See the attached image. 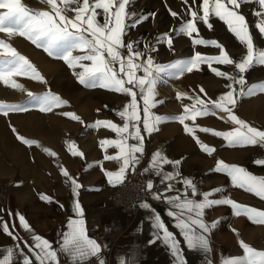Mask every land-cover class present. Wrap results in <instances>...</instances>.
Here are the masks:
<instances>
[{
	"label": "snow or ice",
	"instance_id": "snow-or-ice-1",
	"mask_svg": "<svg viewBox=\"0 0 264 264\" xmlns=\"http://www.w3.org/2000/svg\"><path fill=\"white\" fill-rule=\"evenodd\" d=\"M49 10H32L26 7L22 0H0V33H6L9 37L20 36L30 41L37 48L43 49L50 57L62 59L70 69L77 67L82 71L73 75L78 82L87 88H103L126 95L129 100L116 114L123 121L122 125L108 121L97 120L90 127L103 126L116 134L115 139H102L99 141L102 150L107 147L117 149L114 155H105L104 160L115 161L119 164L115 172L101 168L110 184L122 183L126 172L135 169L141 163V156L144 154V135L142 132L151 135L159 130V125L169 121H178L183 125L184 132L192 135V138L199 145L201 150L211 155L214 147L201 143L195 136L197 127H189L185 121H195L197 117L226 114V120L235 125L232 130L221 132L207 127H198L200 132L210 133L216 137H222L230 146H260L264 147V130L252 126L250 123L239 118L233 111L240 96H253L257 92L264 93V81L254 83L247 87L245 73L256 66H264V49L254 45L250 26L245 15L240 11L245 4L254 3L259 6V11L253 10L252 14L260 19L254 25L259 34L264 37V0H201L198 10L192 7L187 9L188 18L184 19L178 28L171 29V32L185 35L191 38L194 46L214 47L219 49L218 55L206 56L195 52L190 58L180 59L169 64L155 63L151 55L137 50L139 42L125 41L128 29L136 28L154 13L144 15L130 11L129 8L134 0H40ZM188 0H184L187 3ZM197 0H192L195 5ZM76 5L75 7H71ZM101 10V11H98ZM170 11L174 18L178 16L175 11ZM73 13L69 15L68 13ZM103 17L102 22L98 19ZM216 17L222 21L228 31L242 44L246 50L245 54L236 60L231 58L227 50L216 40H205L193 37L199 35L198 22H202L207 28L212 29L210 17ZM130 21V22H129ZM156 43H165L171 49L173 45L172 36L168 33L160 34ZM149 52H155L154 46L147 45ZM74 51L83 54L73 55ZM146 57V58H145ZM89 61L90 64H84ZM233 66L237 75H229L212 67V64ZM208 64L210 71L217 77H222L230 83L226 85L229 89L219 95L216 100H205L199 95L189 97L187 93L178 92L176 98H188L192 103L183 106V112L179 115L165 117L155 114L152 109L158 103L157 84L164 75L182 76L184 73H191L198 70L199 65ZM143 73L138 75V73ZM12 76H24L41 83H46L44 77L38 72L28 58L20 54L14 47L3 40H0V81L14 89L24 90L19 83L11 81ZM240 85L237 92L233 85ZM200 92H204L200 88ZM206 95V93H205ZM32 101L39 105L41 112H50L53 108L60 107L67 103L58 95L50 91L42 95H34L28 92ZM142 102V105H141ZM21 105L0 103V113L7 115L9 112L25 111ZM142 112V116H141ZM73 120L80 121L81 118L72 113H62ZM225 119V116H220ZM82 122V121H81ZM83 123V122H82ZM142 125V128L141 126ZM16 132L15 128L12 129ZM25 145L36 144L35 140L25 139L17 134L16 137ZM136 141V143H129ZM68 150L75 156L83 157V153L77 151L72 143H68ZM44 151L55 156V153L48 149ZM139 154V155H138ZM254 163L264 166V159H256ZM181 164L180 160L168 159L160 150H156L150 157L145 172L154 173L165 183V192L171 191L173 185L167 183L180 176L176 169ZM171 165L172 172H164L163 166ZM216 172L226 174L234 187L254 194L264 200V177H257L238 165H229L218 160L213 169ZM61 175L66 177L70 183L73 194L78 193L82 186L77 180L61 167ZM184 192L172 196H164L163 193L153 192L154 184L151 180L146 183V191L152 194L153 199L161 200L170 206L167 216L175 220L174 227L179 235L183 237L184 246L190 251H200L205 255L210 251L208 235L219 223V221L206 222L205 211L217 205H228L233 209L235 216H246L252 223L264 225V210H259L248 205H241L231 198L213 199L215 193L222 189H211L207 192H199L195 183L188 178L180 180ZM199 195L200 200L189 198ZM183 197V198H182ZM41 199L49 201V198L41 194ZM140 207L149 209L147 202L141 203ZM74 212L77 217L83 215L81 205L74 202ZM19 225L25 231L32 229L25 217L19 213L15 214ZM152 227L155 229V239L149 243L160 240L168 247L174 257L175 264H186L183 249L176 235L169 230L161 216L153 213ZM0 230L13 236L6 223H0ZM237 236V243L242 250V255L222 259L221 264H264V250H258L239 238L237 230H232ZM32 244L27 245L32 256L21 253L20 264H59V255H66L71 264H87L91 257L101 252L102 246L96 240L86 234L83 219L70 220L68 231L63 234L62 242L58 250L53 249L47 239L39 235L31 236ZM5 254L0 256V264H14V251L12 248L3 250ZM104 264V261H99ZM121 264H124L121 261ZM211 264V262H207Z\"/></svg>",
	"mask_w": 264,
	"mask_h": 264
},
{
	"label": "crops",
	"instance_id": "crops-1",
	"mask_svg": "<svg viewBox=\"0 0 264 264\" xmlns=\"http://www.w3.org/2000/svg\"><path fill=\"white\" fill-rule=\"evenodd\" d=\"M172 0H135L133 11L138 15H148L154 13L155 16H149L147 20L139 24L136 28L128 29L125 41L139 42L136 44L137 50L146 52L151 55L158 64H169L176 60L190 58L195 52L202 53L206 56L218 55L219 49L214 47L194 46L191 38L171 32V29L178 28L182 21L188 18L187 9L192 7L198 10L201 0H197L196 4L192 0L185 3L182 11L181 20L178 25L169 24L166 21L170 17V11H174L171 5ZM34 5L28 7L32 10H49L40 0H34ZM37 6H36V5ZM26 6V5H25ZM72 5L71 7H75ZM27 7V6H26ZM101 11V10H98ZM70 16L73 13H68ZM102 22V15L98 17ZM130 22V21H129ZM221 21L216 17H210V23L213 25L210 30L202 22L197 23L199 35L193 34V37L203 38L205 40H216L223 45ZM218 28V31H217ZM163 33L172 36L173 45L170 49L165 43H156V38ZM145 43L156 48L155 52H149L145 48ZM260 49H264L261 44H257ZM224 47V45H223ZM83 53L74 51L73 55H81ZM231 58L239 60L242 56L228 53ZM146 58V57H145ZM84 64H90L89 61H83ZM67 68H69L66 65ZM212 67L219 71L228 73L229 75H237L236 70L230 65L212 64ZM259 71L253 74L246 83L247 87L254 83L264 81V66H256ZM253 67V68H256ZM254 72L251 68L250 71ZM79 73L81 68L70 69ZM143 73H138L142 75ZM247 76L249 73L246 72ZM167 83L175 85L177 88H171ZM230 81L217 77L210 71L208 64H201L191 73H184L182 76L164 75L157 84V99L163 101L158 103L152 111L160 116L171 117L179 115L183 112V106L192 103L188 98L177 99L178 92L187 93L189 97L199 95L202 99L216 100L219 95L225 93L229 89L226 85ZM237 92L240 91V85H233ZM82 90L86 88L80 87ZM200 88L204 92H200ZM94 93L93 98L86 100V104L91 108V116L87 119L88 123L93 124L97 120H108L118 126L123 121L116 114L121 110L124 104L129 100L126 95L118 94L103 88H87ZM86 89V90H87ZM105 91V92H104ZM102 93V94H101ZM206 93V95H205ZM142 105V102H141ZM216 115H208L197 117L195 121L187 120L185 123L189 127H197L195 136L204 145L214 147L215 151L208 155L204 153L199 145L192 138V135L184 132L183 125L178 121L169 120L159 125V130L151 135H144V154L141 156V163L136 166L140 172L141 179L147 183L152 177H156L158 188L153 190L156 193H163L164 196L177 195L185 190L180 180L183 178L191 179L199 192H207L211 189L220 188L221 192L215 193L211 198H231L233 201L241 205H248L259 210H264V200L256 197L254 194L248 193L243 189L234 187L230 178L222 173L214 171V167L218 160L229 165H238L245 168L248 172L257 177H264V166L254 163L256 159H264V147L260 146H230L222 137H216L210 133L200 132L198 127H207L215 131L226 132L232 130L235 125L226 120V114L219 113ZM235 114L252 126L264 130V93L257 92L253 96H240L237 104L233 109ZM142 116V112H141ZM225 116V119H220ZM142 128V125H140ZM88 146H79L78 142L72 144L75 149L83 153V157L73 155L67 148L56 150V154L66 157L63 161L57 162L53 170L49 172L48 177L38 183L31 181L32 190L20 189L28 186L21 177L16 173L15 187L19 190L13 193L8 192L0 196V223H6L13 236L18 239H12L9 235L0 230V256L4 253V249L10 248L12 241H17L20 245L21 252L17 258L20 264L21 253L32 256L27 245L33 242L31 236L39 235L47 239L53 249L59 248L62 242L63 234L68 231L70 220L83 219L86 234L97 241L102 246L101 250H109L110 264H175L174 257L170 250L162 241L156 240L155 243H149L154 240L155 229L152 227L153 213L161 216L166 226L172 231L181 243L183 255L186 258V264H221L222 259L242 255V250L238 246L237 236L232 231L237 230L239 238L255 249L264 250V225L252 223L246 216H235L233 209L228 205H217L205 211L204 219L206 222L219 221L216 227L209 233L208 239L210 251L205 255L200 251H190L184 246L183 237L179 235L178 230L174 227L175 220L167 216L171 209L163 201L155 200L150 197L141 202H147L150 206L145 209L139 206V212L127 218L123 212L117 208L105 203L106 192L112 184L109 183L101 168L115 172L119 164L115 161H106L104 156L114 155L117 149L107 147L106 151L101 149L99 141L102 139H115L116 134L109 129L88 126ZM94 140V141H92ZM96 140V141H95ZM136 143V141H129ZM160 150L168 159L176 161L180 160L181 164L176 169L180 176L172 181H168L173 185L171 191L165 192V183H161L154 173L145 172L148 167L149 160L153 152ZM139 155V154H138ZM61 167L65 169L69 175L77 180L82 186L78 189L77 194H73L70 183L66 177L61 175ZM7 169V168H5ZM2 169V170H5ZM18 169V168H17ZM10 171L15 168H8ZM164 172H172L171 165L163 166ZM15 176V173L13 174ZM189 198L200 200L199 195L192 197L190 189L187 190ZM41 194L49 198V201L41 199ZM183 198V197H182ZM78 201L81 205L83 215L77 217L74 212V202ZM141 205V204H140ZM16 213L23 215L32 229L31 232L25 231L19 225ZM150 213V215H146ZM93 215L94 219L88 225V216ZM50 228L48 233L44 232V224ZM91 230V234L88 231ZM24 234H29L30 239H25ZM110 241V245L106 243ZM59 264H71L70 259L60 254ZM87 264H99V261H92Z\"/></svg>",
	"mask_w": 264,
	"mask_h": 264
},
{
	"label": "rangeland",
	"instance_id": "rangeland-1",
	"mask_svg": "<svg viewBox=\"0 0 264 264\" xmlns=\"http://www.w3.org/2000/svg\"><path fill=\"white\" fill-rule=\"evenodd\" d=\"M33 1L22 0V3L27 7H32ZM134 3L131 4L130 11H133ZM171 5L178 16L174 18L170 15L166 21L177 26L178 20H181V10L185 3L184 0H172ZM253 10L259 11V6L249 3L240 9L250 26L254 45L261 44L264 47V37L254 27L260 18L252 14ZM220 23L219 31L222 34L224 48L228 53L242 56L246 52L244 46L228 31L222 21ZM0 40L9 43L20 54L28 58L46 81V83H41L24 76L10 77L11 81L23 86V91L4 85L0 81V103L17 104L26 109L25 111L9 112L7 115L0 113V196H3L8 192L13 193L19 190V187H15L16 173L21 174L24 181L28 182V186L20 189L32 190L31 181L38 183V181L44 180L49 174L54 173L49 171L53 170L56 163L63 161L66 157L57 155L56 150L67 148V144L72 142H78L79 146H88L87 131L88 126L92 124L88 123L87 119L92 114L91 108L83 106V104H86V100L93 98L95 92H91L87 87L81 85L77 77L70 74V68L66 67L67 64L62 59L48 56L43 49L37 48L25 38L18 35L9 37L6 33H0ZM252 69L254 72L247 71L249 76L245 73L247 82L254 73L258 75V67ZM167 84L171 88H177L175 85ZM81 86L87 90H82ZM49 91L67 103L53 108L50 112H41L39 105L28 96V92L39 96ZM62 113L75 114L81 120H73ZM13 128L16 132L12 131ZM17 134L28 140H35L37 143L25 145L16 138ZM45 148L55 153V156L47 154L44 151ZM8 168L16 170L10 171Z\"/></svg>",
	"mask_w": 264,
	"mask_h": 264
},
{
	"label": "built area",
	"instance_id": "built-area-1",
	"mask_svg": "<svg viewBox=\"0 0 264 264\" xmlns=\"http://www.w3.org/2000/svg\"><path fill=\"white\" fill-rule=\"evenodd\" d=\"M151 181L154 184V189L158 188V181L156 177H152ZM148 191H146V183L141 179L140 172L137 168L129 169L126 172L122 183H116L115 186H109L106 195L105 203L107 205L119 208L127 218L135 216L139 212V206L141 202L147 200L150 197ZM146 215H150L147 213ZM94 219L93 215L88 216V225ZM44 226V232L48 233L50 228L46 226L45 220H42ZM91 234V230L88 231ZM25 239H30L29 234L23 235ZM110 245V241L106 243ZM10 248L14 251V264H18L17 258L20 256L21 248L17 241H12ZM104 261V264H110L109 250H101L99 254L91 257L87 263L92 261Z\"/></svg>",
	"mask_w": 264,
	"mask_h": 264
}]
</instances>
